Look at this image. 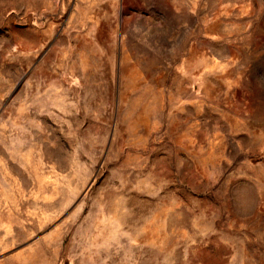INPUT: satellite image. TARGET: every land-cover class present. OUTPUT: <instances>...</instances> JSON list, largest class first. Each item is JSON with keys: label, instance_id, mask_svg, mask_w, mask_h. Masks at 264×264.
Returning a JSON list of instances; mask_svg holds the SVG:
<instances>
[{"label": "rangeland", "instance_id": "374dc122", "mask_svg": "<svg viewBox=\"0 0 264 264\" xmlns=\"http://www.w3.org/2000/svg\"><path fill=\"white\" fill-rule=\"evenodd\" d=\"M0 264H264V0H0Z\"/></svg>", "mask_w": 264, "mask_h": 264}]
</instances>
